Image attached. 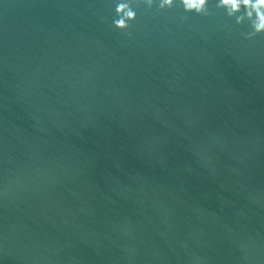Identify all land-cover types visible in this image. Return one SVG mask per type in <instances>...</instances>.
<instances>
[{"label":"water","instance_id":"water-1","mask_svg":"<svg viewBox=\"0 0 264 264\" xmlns=\"http://www.w3.org/2000/svg\"><path fill=\"white\" fill-rule=\"evenodd\" d=\"M118 2L0 0V264H264V33Z\"/></svg>","mask_w":264,"mask_h":264},{"label":"clouds","instance_id":"clouds-1","mask_svg":"<svg viewBox=\"0 0 264 264\" xmlns=\"http://www.w3.org/2000/svg\"><path fill=\"white\" fill-rule=\"evenodd\" d=\"M134 2L135 0H119L116 4L117 18L113 20V24L117 29L126 31L131 27L130 22L136 20L137 12L132 6ZM179 2L186 13L210 15L209 0H179ZM143 3L151 8L156 0H143ZM176 4L177 0H159V9H171ZM216 6L225 9L228 16L235 17L238 24H243L245 19L251 22L253 31L246 34L248 39L264 33V0H217Z\"/></svg>","mask_w":264,"mask_h":264}]
</instances>
